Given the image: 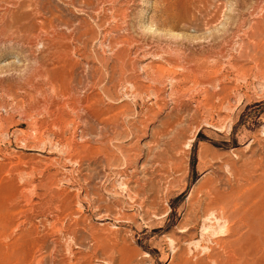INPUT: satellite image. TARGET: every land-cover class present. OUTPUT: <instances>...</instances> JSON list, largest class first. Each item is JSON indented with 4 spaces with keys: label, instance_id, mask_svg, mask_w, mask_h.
I'll return each mask as SVG.
<instances>
[{
    "label": "rangeland",
    "instance_id": "obj_1",
    "mask_svg": "<svg viewBox=\"0 0 264 264\" xmlns=\"http://www.w3.org/2000/svg\"><path fill=\"white\" fill-rule=\"evenodd\" d=\"M0 264H264V0H0Z\"/></svg>",
    "mask_w": 264,
    "mask_h": 264
},
{
    "label": "bare ground",
    "instance_id": "obj_2",
    "mask_svg": "<svg viewBox=\"0 0 264 264\" xmlns=\"http://www.w3.org/2000/svg\"><path fill=\"white\" fill-rule=\"evenodd\" d=\"M215 202V201H214ZM216 204V203H215ZM214 205V204H213ZM252 227V226H251Z\"/></svg>",
    "mask_w": 264,
    "mask_h": 264
}]
</instances>
